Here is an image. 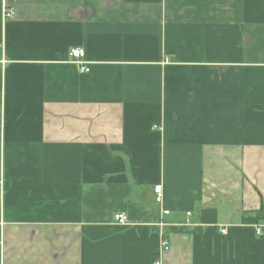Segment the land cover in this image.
<instances>
[{"label":"crops","instance_id":"obj_1","mask_svg":"<svg viewBox=\"0 0 264 264\" xmlns=\"http://www.w3.org/2000/svg\"><path fill=\"white\" fill-rule=\"evenodd\" d=\"M261 207L264 0H0V264H264Z\"/></svg>","mask_w":264,"mask_h":264},{"label":"built area","instance_id":"obj_2","mask_svg":"<svg viewBox=\"0 0 264 264\" xmlns=\"http://www.w3.org/2000/svg\"><path fill=\"white\" fill-rule=\"evenodd\" d=\"M12 13H13V11H6V15H10ZM69 55L74 60V62L79 64L81 71H87L88 70V67L85 64V61L82 60L84 57V50L82 48H72L69 51ZM154 192H155V200L157 202H160L162 200L161 187L158 185L155 186ZM163 212L167 213L168 210H163ZM114 219L118 224H125L127 222V216L124 212L115 213ZM221 231L224 232L225 230L222 229ZM255 232L257 235L264 236V230L259 225H256ZM161 248L164 251L169 249V242H168L167 237L161 236ZM154 264H159V260L155 261Z\"/></svg>","mask_w":264,"mask_h":264},{"label":"trees","instance_id":"obj_3","mask_svg":"<svg viewBox=\"0 0 264 264\" xmlns=\"http://www.w3.org/2000/svg\"><path fill=\"white\" fill-rule=\"evenodd\" d=\"M242 220L247 223H258L260 221H264V209L261 207L257 211L250 212L249 214L243 215ZM172 231H185L183 226H172L170 228Z\"/></svg>","mask_w":264,"mask_h":264}]
</instances>
